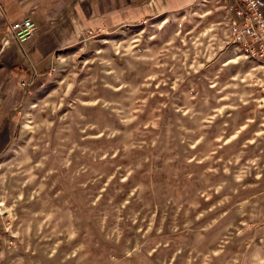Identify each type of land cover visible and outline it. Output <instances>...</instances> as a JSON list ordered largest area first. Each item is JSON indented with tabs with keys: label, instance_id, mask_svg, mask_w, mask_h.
Segmentation results:
<instances>
[{
	"label": "rangeland",
	"instance_id": "obj_1",
	"mask_svg": "<svg viewBox=\"0 0 264 264\" xmlns=\"http://www.w3.org/2000/svg\"><path fill=\"white\" fill-rule=\"evenodd\" d=\"M232 32L225 0H194L60 50L0 154V264H234L264 194V57Z\"/></svg>",
	"mask_w": 264,
	"mask_h": 264
},
{
	"label": "crops",
	"instance_id": "obj_2",
	"mask_svg": "<svg viewBox=\"0 0 264 264\" xmlns=\"http://www.w3.org/2000/svg\"><path fill=\"white\" fill-rule=\"evenodd\" d=\"M193 1L0 0V154L12 138L17 108L31 90L47 81L60 50L77 42L87 30L114 31L181 10ZM227 1L234 14L235 0ZM23 16L31 18L35 30L19 42L8 24ZM20 77L26 80V87L18 84ZM234 264H264V194L252 212L243 250Z\"/></svg>",
	"mask_w": 264,
	"mask_h": 264
},
{
	"label": "built area",
	"instance_id": "obj_3",
	"mask_svg": "<svg viewBox=\"0 0 264 264\" xmlns=\"http://www.w3.org/2000/svg\"><path fill=\"white\" fill-rule=\"evenodd\" d=\"M225 2L230 8L228 1L225 0ZM232 6L234 8V14H231L234 40L241 42L243 48L250 54L264 57V11L260 9L256 0H235ZM8 25L12 35L19 42L29 38L35 30V24L29 16H23ZM91 33L93 32L87 30L84 35ZM18 84L22 87L27 86L26 80L21 77L18 79Z\"/></svg>",
	"mask_w": 264,
	"mask_h": 264
},
{
	"label": "trees",
	"instance_id": "obj_4",
	"mask_svg": "<svg viewBox=\"0 0 264 264\" xmlns=\"http://www.w3.org/2000/svg\"><path fill=\"white\" fill-rule=\"evenodd\" d=\"M256 1H257L258 5H259L260 9L262 11H264V0H256Z\"/></svg>",
	"mask_w": 264,
	"mask_h": 264
},
{
	"label": "bare ground",
	"instance_id": "obj_5",
	"mask_svg": "<svg viewBox=\"0 0 264 264\" xmlns=\"http://www.w3.org/2000/svg\"><path fill=\"white\" fill-rule=\"evenodd\" d=\"M241 44V42H239ZM258 57H261V56H258Z\"/></svg>",
	"mask_w": 264,
	"mask_h": 264
}]
</instances>
